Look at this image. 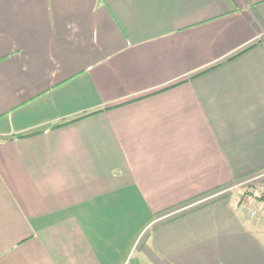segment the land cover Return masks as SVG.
<instances>
[{"label":"crops","instance_id":"crops-1","mask_svg":"<svg viewBox=\"0 0 264 264\" xmlns=\"http://www.w3.org/2000/svg\"><path fill=\"white\" fill-rule=\"evenodd\" d=\"M244 183L264 0H0V264H264Z\"/></svg>","mask_w":264,"mask_h":264},{"label":"built area","instance_id":"built-area-1","mask_svg":"<svg viewBox=\"0 0 264 264\" xmlns=\"http://www.w3.org/2000/svg\"><path fill=\"white\" fill-rule=\"evenodd\" d=\"M242 205L248 207V217L253 221L264 223V195L244 193L241 197Z\"/></svg>","mask_w":264,"mask_h":264},{"label":"rangeland","instance_id":"rangeland-1","mask_svg":"<svg viewBox=\"0 0 264 264\" xmlns=\"http://www.w3.org/2000/svg\"><path fill=\"white\" fill-rule=\"evenodd\" d=\"M244 181H247V182H251V183H253V184H258L259 183V180H252V178H246V179H244V180H242L241 182H244ZM260 183H263V181L262 182H260ZM245 183L244 184H239V185H237V187H236V189H239L238 191H241L240 193H239V196L237 197V202H238V205L240 206V207H242V210L246 213V214H248V207L247 206H244V205H242V203H240L241 202V197H242V195L244 194V193H248V194H251V189H249V188H246L245 187ZM256 188H259V187H256ZM259 191L262 193V194H264V192H262L260 189H259ZM252 193H255V191L254 192H252ZM257 194H259V195H262L261 193H259V192H256ZM216 195H220V196H223L224 195V193H220V191H216V192H214V193H212L211 195H209V196H216ZM188 204V203H187ZM186 204V205H187ZM196 204H198V203H196ZM195 204V205H196ZM192 204H188L187 206H185V207H183L182 209H181V211L180 212H175V214L174 215H177V214H180L181 212H184L185 210H187L188 209V207L189 206H191ZM245 209V210H244ZM247 211V212H246Z\"/></svg>","mask_w":264,"mask_h":264},{"label":"trees","instance_id":"trees-1","mask_svg":"<svg viewBox=\"0 0 264 264\" xmlns=\"http://www.w3.org/2000/svg\"><path fill=\"white\" fill-rule=\"evenodd\" d=\"M60 126V125H59Z\"/></svg>","mask_w":264,"mask_h":264}]
</instances>
